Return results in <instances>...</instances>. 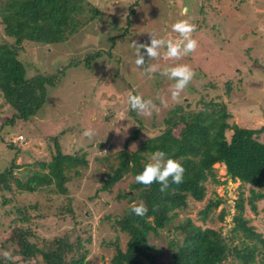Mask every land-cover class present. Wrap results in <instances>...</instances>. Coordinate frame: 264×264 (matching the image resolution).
<instances>
[{"label":"rangeland","instance_id":"obj_1","mask_svg":"<svg viewBox=\"0 0 264 264\" xmlns=\"http://www.w3.org/2000/svg\"><path fill=\"white\" fill-rule=\"evenodd\" d=\"M87 1L91 3L88 8L102 10V20L98 18L81 26L64 42L41 44L27 41L19 58L26 66L27 76H32L37 72H52L69 63L72 56L84 58L101 48L104 49L103 55L93 60L90 67L81 63L67 68L62 81L48 87L44 106L28 121L17 119L15 123L8 124L7 119H11L15 111L0 97V172L16 155L17 149L9 146L13 142L21 148L16 158L20 167L14 168V174L22 181L27 180L29 169L40 167L38 161L52 159L57 150L56 137L65 153L87 152L89 166L81 169L80 176H76L74 170L70 172L73 177L68 183L70 196L67 197L51 193V187L43 192H30L12 179L14 193L0 192L8 197L6 207L0 199V252L3 235H10L15 229L4 230L6 221L8 226L14 227L5 215L6 208L11 210L10 217L17 219L16 207L20 205L40 203V211L50 209L47 217L32 220V226L39 236L53 237L68 230L75 233L74 218L62 219L55 215L56 207L59 204H66V207L67 199L71 197L77 229L84 233L85 243L90 248L88 263L112 264L116 241L125 249L129 240V235L114 225V216L140 200L117 199L121 191H130L133 181L130 173L114 185L112 192L100 188L102 178L110 171L109 166L118 165V152L137 128L140 136L144 133L153 135L170 109L183 104L187 111H195L204 108L205 102L209 101L226 103L232 113L231 123L247 128L264 125V0ZM2 3L0 1V5ZM185 8L187 14L182 16ZM89 11L86 9L82 17L90 15ZM181 19H189L196 25L192 34L198 44L196 50L179 59H170L165 56L166 49L161 48L158 57H145L143 69L137 68L133 42H148L149 33H154L157 38L178 39L179 34L172 31V25ZM3 27L0 18V41L5 36ZM125 27L129 32L124 38L118 37L114 46L111 45V35L115 31L122 33ZM182 64L189 65L195 76L178 100H173L171 91L175 81L160 73L165 68ZM150 67H155L156 71L148 74L144 69ZM228 80L232 82L230 96L224 89ZM130 94L153 100L156 110L151 116L131 110L128 103ZM187 101L189 104L184 103ZM183 125L174 130L176 135ZM86 129L93 130L91 138L83 135ZM257 137L264 142V131ZM135 144L132 140L131 145ZM214 167L217 178L223 183L207 181V194L203 200L189 198L188 206L178 211L169 224L158 234H150L156 253L155 264H173L172 252L176 242L181 240V233L175 228L187 217L204 227L221 229L223 237L230 234L234 225L235 200L241 192L248 200L252 194L251 187L232 180L224 163H216ZM261 191L264 193V189ZM216 195L223 202L203 220L202 210ZM255 204L256 210L246 202L245 215L257 232L251 243L263 251L264 198H257ZM222 209H226V217H232L230 223L226 218H220ZM33 210L31 212L35 215ZM24 225L28 226V223ZM89 235L91 242L86 240ZM71 236L75 238L73 233ZM238 241L236 239L234 243ZM261 256L259 254L258 258ZM223 264L239 262L231 255Z\"/></svg>","mask_w":264,"mask_h":264},{"label":"trees","instance_id":"obj_2","mask_svg":"<svg viewBox=\"0 0 264 264\" xmlns=\"http://www.w3.org/2000/svg\"><path fill=\"white\" fill-rule=\"evenodd\" d=\"M0 1L3 2L0 5V18L5 35H2L4 38L0 41V97L15 111L13 117L7 119L8 124H13L17 119L28 121L38 113L46 102L48 87L62 81L67 68L81 63L90 67L92 61L104 52L101 48L84 58L72 56L69 63L52 72H37L27 76L26 66L19 58L24 43L32 41L54 44L67 41L81 26L98 18L102 20L103 12L97 7L88 8L91 3L87 0ZM137 4L138 1L135 2ZM86 9H90L91 14L83 18ZM131 10L134 11L133 8ZM128 30L125 27L120 34L115 31L110 37L111 45H115L118 37L124 38ZM108 53L111 55L110 51ZM224 89L230 96L231 80L226 82ZM184 103L189 104L188 101ZM204 105V108L195 111H187L183 104L170 109L153 135L143 132L145 135L140 136L137 128L118 152V165H110L107 176L102 178L100 190L112 192L114 185L125 174H132L130 191H121L117 199H138L140 201L137 203L144 202L149 209L144 217H138L130 212L131 206H128L121 214L114 216V225L126 232L129 240L125 249L116 241L112 264H155L156 253L149 239L150 234H158L169 224L178 211L188 206L189 198L203 200L207 194V181L223 183L215 173L216 163H224L232 180L249 185L252 194L246 200L244 193H239L234 204V225L227 237H223L221 229L204 227L195 223L191 217L180 222L175 228L180 231L181 240L176 242L173 249V264H223L231 255L239 264H264V250L261 251L255 243H251L257 237L255 226L249 224L245 215L246 202L256 210L255 200L264 198L261 191L264 189V142L257 137L264 131V125L260 128H247L231 123L229 118L232 113L222 101H209ZM181 124L184 125L176 135L174 130ZM230 130L232 132L229 136ZM132 140L136 143L133 146ZM55 144L57 150L52 159L38 161L40 167L29 169L28 179L22 181L14 174V168L20 167L16 158L21 148L13 142L9 143L17 152L10 165L0 172V192L13 194L14 185L11 180L16 179L20 187L30 192H43L51 187V193L55 195L70 196L68 183L73 177L70 172L74 170V174L80 176L81 169L89 166L87 152L65 153L57 137ZM158 150L179 160L185 168L183 182L175 184L170 179L165 192L159 190L160 185L157 183L144 186L134 179L150 155ZM0 199L6 207L8 197L0 193ZM222 202L223 199L218 195L211 199L202 210V219L206 220ZM39 204L16 207L18 219L11 218V210L6 208L5 215L14 227L8 226L6 221L3 223L4 230L8 232V228L15 229L10 235H3L0 264H89L87 256L90 248L85 243L84 233L77 229L78 221L72 198L67 199L66 207V204H59L55 215L62 219L68 216L74 218L75 233L68 230L53 237L39 236L32 226V220L47 217L50 210L40 211L42 208ZM226 215V209H222L220 218L224 220ZM26 223L28 226L24 225ZM72 233L75 238H72ZM236 239L239 241L234 243ZM86 240L91 242V236L86 237ZM261 243L264 248V238ZM4 251L11 252L12 259H5ZM259 254H262L260 259Z\"/></svg>","mask_w":264,"mask_h":264},{"label":"clouds","instance_id":"obj_3","mask_svg":"<svg viewBox=\"0 0 264 264\" xmlns=\"http://www.w3.org/2000/svg\"><path fill=\"white\" fill-rule=\"evenodd\" d=\"M185 8L181 15H186ZM172 31L179 34L178 39L157 38L154 33H149V39L146 43L133 42V47L136 48L135 64L137 68L143 69L145 57L156 58L160 55V49L165 48V56L170 59H179L183 55L194 52L198 46L197 40L192 34L196 31V25L190 22L189 19H181L172 25ZM143 50V51H142ZM148 74L156 71L155 67L144 69ZM163 76L174 80L172 85L171 97L173 100H178L181 92L188 86L195 76L194 70L187 64L168 67L161 71ZM151 78V77H150ZM128 103L130 109L136 111L140 115L151 116L156 110V104L151 99L145 100L141 95H129ZM85 137L91 138L94 135L92 129H86L83 132ZM185 168L181 162L168 156L164 151H155L150 155L149 160L143 165L141 172L135 175V182L144 186H150L153 183L160 185L161 192L167 191L169 180L172 183L180 184L184 179ZM149 209L144 202L133 203L130 212L138 217H144ZM230 223L231 216L226 217ZM5 259H12V253L3 252Z\"/></svg>","mask_w":264,"mask_h":264},{"label":"built area","instance_id":"obj_4","mask_svg":"<svg viewBox=\"0 0 264 264\" xmlns=\"http://www.w3.org/2000/svg\"><path fill=\"white\" fill-rule=\"evenodd\" d=\"M21 138H23V136L21 135Z\"/></svg>","mask_w":264,"mask_h":264}]
</instances>
